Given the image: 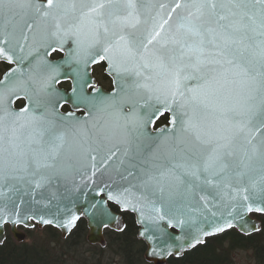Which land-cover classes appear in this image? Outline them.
Segmentation results:
<instances>
[{"label":"snow or ice","instance_id":"1","mask_svg":"<svg viewBox=\"0 0 264 264\" xmlns=\"http://www.w3.org/2000/svg\"><path fill=\"white\" fill-rule=\"evenodd\" d=\"M0 19V58L27 60L0 80V244L8 224L67 233L81 219L22 213L6 192L67 180L79 170L70 161L92 181L113 158L127 186L107 199L138 213L149 257L180 255L235 222L259 230L244 218L264 215V0H0ZM16 34L24 56L6 47ZM100 63L114 78L108 94L91 77ZM65 79L70 93L57 87ZM95 114L111 119L90 124ZM161 222L186 243L169 244L181 237Z\"/></svg>","mask_w":264,"mask_h":264},{"label":"water","instance_id":"2","mask_svg":"<svg viewBox=\"0 0 264 264\" xmlns=\"http://www.w3.org/2000/svg\"><path fill=\"white\" fill-rule=\"evenodd\" d=\"M39 2L45 3L46 0H39ZM3 23H4L3 20L0 19V26H2ZM38 23H40L41 26H43V22L38 21ZM26 34L29 36L31 35L30 33H26ZM18 39H19L18 34H16L15 38L10 37L9 45H7L6 47L8 50L12 52L14 56H24L27 54V51H28L27 45H25V53H20L18 51V43H17ZM20 43H23V41L21 40ZM0 46H4V45L0 44ZM63 58H64V54L62 58L56 61L62 60ZM0 60L10 63L4 60L3 58H0ZM11 63L15 64L13 68L19 67L21 69V72L27 71V60H24L23 64H20L18 61H13ZM11 69H9L7 72H9ZM91 71H92V68H91ZM105 73L112 80V90L106 91L102 87L100 88L105 94H108L114 90L115 84H114V78L111 75H109L107 72ZM4 75L1 78V80L4 78ZM17 75H20V73H17ZM65 80H70L71 87H72V80L71 79H65ZM70 91L69 92L64 91V92L70 93ZM68 104L71 106L72 109H74L71 103H68ZM80 110L84 112L83 116L87 115V112L85 109L81 108ZM110 119L111 118L106 114L105 115L95 114L94 119L90 120L89 123L90 124L97 123L98 121L100 123H103L105 120H110ZM70 163H74L75 168L79 170L73 171V173L69 176L67 180L58 181L52 186L41 188L39 190H36L35 192H32L30 188H28L27 186H24L18 192L17 191L6 192V196L10 197L11 201H15L17 204H19V207L22 213L30 210L31 214L43 215L46 219H53L54 213L59 219H63L64 216L68 212H75L77 215L81 217V219H84L86 221V226L88 229L87 241L91 244H99L102 247L105 246V236H104L105 229L113 230L116 232H122V231H119L115 227V223H120L124 227V229L126 227V223L123 219V216L120 213H117L110 208L109 203H113L119 207L120 211L129 212L134 216L135 223L138 227L137 239L141 240L146 245V251L144 253V258L147 262L151 264H167V261L170 257H175V258L181 257L185 252L190 251L194 249L195 247L199 246V245H196L195 247H192V248H188L185 246L184 251L180 255L173 254L171 256L159 255L156 257H149L148 250H149V245L151 242L139 236V233L143 230L145 225L138 223V219H139L138 213L132 211L131 209L125 210L120 203L107 199L108 191L122 190V186H125V187L127 186V182L120 181L119 177H117L114 172V168L117 166L118 161H116V159L113 158V160L109 161L108 164L105 165L104 168H100L99 157H98L97 167L100 168V170L96 173V176L92 178V181L87 180V176L91 175L90 171H88L86 168L81 167L78 163H75L72 161H70ZM105 169H107V171ZM129 179L131 180V178ZM133 183H135V181H133ZM101 189H104V191H101ZM132 191L134 194H138L135 189H133ZM21 200L24 201L23 204L19 203ZM3 202H4V198H0V205H2ZM8 206L9 208H11L12 206L11 203H9ZM57 209H59V212H57ZM105 210L111 217H115V222L109 223L107 227H100L97 223L92 222V219H93V216H96L99 219L100 214ZM86 213H91L92 215H87ZM252 214L253 213L245 216L244 222L247 224L249 228H251V226L255 224L259 229L258 231H255V230L254 231H244L242 230L240 226V222H235L234 227L231 229H236L240 234L244 236H249V235L259 232L261 230V222L257 218H254ZM104 219L105 221L107 220L106 217ZM8 225L10 227V232L13 238L18 242H23L25 239V234L18 229L19 226L14 229L11 224H8ZM36 225L39 228H42L44 226H52L60 231L62 238H66L71 233V231L76 227L75 226L70 232L66 233L63 229L57 227L56 223H54L53 225H41L40 223H36ZM20 226L30 229L28 227H25L24 225H20ZM161 227H164L168 233L174 236H177V237H181V239L178 241L170 240L168 242L173 247H175L177 244L186 243L185 240L183 239L184 231L181 230L180 228H177L175 226L171 228H167L164 222H161ZM223 233L216 234L214 236L208 237L207 239L215 237V236H219ZM5 237H6V232L4 228V240H5ZM207 239L205 240V242L207 241ZM154 240H156V242L160 244L159 239L154 237Z\"/></svg>","mask_w":264,"mask_h":264},{"label":"trees","instance_id":"3","mask_svg":"<svg viewBox=\"0 0 264 264\" xmlns=\"http://www.w3.org/2000/svg\"><path fill=\"white\" fill-rule=\"evenodd\" d=\"M167 121L168 116L165 115L157 121L156 127L167 123ZM110 207L116 212H120L114 204H110ZM120 213L126 222L125 230L121 233L107 231V234L110 235L113 243L123 250L127 264H148L144 260L145 244L136 237L138 227L134 216L128 212ZM254 216L262 223L260 232L244 236L232 229L222 235L209 238L205 244L185 252L179 258H170L168 264H229L226 252L234 248L251 249L258 263L264 264V216L258 214H254ZM47 231L50 232L51 237H54L55 229L48 227ZM86 236L87 227L83 219L78 222L69 237L62 241L64 246L71 247L67 252H60L53 246H29L24 242L17 243L9 236L0 245V264H78L74 259L76 256L73 253V248L78 244L87 245ZM225 240L229 243L228 245L224 244ZM53 242L55 243V241ZM96 249L100 253L106 251V248L96 247Z\"/></svg>","mask_w":264,"mask_h":264},{"label":"rangeland","instance_id":"4","mask_svg":"<svg viewBox=\"0 0 264 264\" xmlns=\"http://www.w3.org/2000/svg\"><path fill=\"white\" fill-rule=\"evenodd\" d=\"M47 228L48 227H34L27 230L21 227L20 230L26 236L24 243L29 244V246H53L60 252L69 251L71 247L64 246V243L62 242L64 240H62L59 231L56 230L54 237H51V234L47 231ZM105 237L107 240V245L106 251L103 253H100L98 249H96V247H99L98 245H92L88 243L87 245L78 244L75 246L73 248V253L76 256V258H74L75 261L77 260L78 264H127L123 250H120L118 246L113 243V240L111 239L110 235L107 234V232L105 233ZM11 238L13 241H15L12 236ZM53 241H55V243ZM224 244L228 245L229 243L227 240H225ZM226 256L227 262L229 264H259L254 252L251 249H230V251L226 252Z\"/></svg>","mask_w":264,"mask_h":264},{"label":"flooded vegetation","instance_id":"5","mask_svg":"<svg viewBox=\"0 0 264 264\" xmlns=\"http://www.w3.org/2000/svg\"><path fill=\"white\" fill-rule=\"evenodd\" d=\"M62 57H63V54L61 52L57 51L56 53H53L51 59L58 60ZM14 66H15L14 63H7V62L0 60V80L3 77V75L5 74V72H7L9 69L13 68ZM104 69H105L104 63L94 65L92 67L91 75H92V78L95 80L97 87L101 86L105 90L110 91L112 89V80L110 79L109 76L106 75ZM57 87L59 89L66 91V92H69L72 88L71 87V81L70 80H62L61 83L59 85H57ZM25 103H26V101H24L21 98L15 102L14 108L19 109V108L23 107ZM61 111L68 112V111H74V109H72L69 104H65L64 107L61 109ZM76 114L78 116H81L84 114V112L82 110H80Z\"/></svg>","mask_w":264,"mask_h":264}]
</instances>
